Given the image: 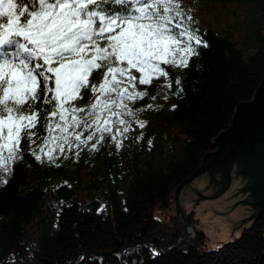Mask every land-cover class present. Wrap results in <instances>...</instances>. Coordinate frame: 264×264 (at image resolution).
<instances>
[{
    "label": "trees",
    "instance_id": "1",
    "mask_svg": "<svg viewBox=\"0 0 264 264\" xmlns=\"http://www.w3.org/2000/svg\"><path fill=\"white\" fill-rule=\"evenodd\" d=\"M190 1L212 17L194 24L209 47L198 49L189 68L162 65L167 77L137 85L147 94L129 104L136 115L118 136L119 149L106 135L97 150L93 139L64 156L46 152L55 157L49 162L39 147L47 121L34 130L38 144L22 141L27 151L12 163L8 182L0 180V264H264V208L219 248L183 254L186 240L153 252L155 243L168 248L183 233L161 230L152 203L167 204L170 191L199 169L264 76V0Z\"/></svg>",
    "mask_w": 264,
    "mask_h": 264
},
{
    "label": "snow or ice",
    "instance_id": "2",
    "mask_svg": "<svg viewBox=\"0 0 264 264\" xmlns=\"http://www.w3.org/2000/svg\"><path fill=\"white\" fill-rule=\"evenodd\" d=\"M194 24L181 0H0V180L44 121L61 153L93 139L97 150L106 135L119 149L136 115L129 104L147 94L137 85L167 77L162 65L189 68L209 47Z\"/></svg>",
    "mask_w": 264,
    "mask_h": 264
},
{
    "label": "water",
    "instance_id": "3",
    "mask_svg": "<svg viewBox=\"0 0 264 264\" xmlns=\"http://www.w3.org/2000/svg\"><path fill=\"white\" fill-rule=\"evenodd\" d=\"M215 150L199 169L176 186L171 201H156L153 220L165 229L182 230L168 248L154 244L157 254L181 242L210 251L241 234L264 208V76L252 99L238 104L228 128L214 140ZM189 235V236H188Z\"/></svg>",
    "mask_w": 264,
    "mask_h": 264
},
{
    "label": "rangeland",
    "instance_id": "4",
    "mask_svg": "<svg viewBox=\"0 0 264 264\" xmlns=\"http://www.w3.org/2000/svg\"><path fill=\"white\" fill-rule=\"evenodd\" d=\"M181 3H182V7H184V9H185L186 11L191 10V15H192L194 21H201V22H211V21H212V17L206 15L204 10L197 8V7L195 6L194 2H192V1H190V0H181ZM34 130H35V129H34ZM34 130H33V131H34ZM87 135H88V134L84 133V136H85V137H86ZM33 139L35 140V143H33V144H38V143H37V139L34 138V137H33ZM45 139L48 140L47 145L44 144V140H45ZM44 140L39 144V147H40V148L43 147L44 150H45V152H51V151H53V149H57L58 153H59L60 155H63V156H64V152H67V153H70V152H72V151L75 152L77 149L82 148V147L84 146V145H81L79 148H77V147H75V143H76V142L73 141V147L71 148V150H69V148H68L67 145H64V151H63V153H61L60 150H59V148L57 147V142L54 141V140L51 138V136L49 135V133H48L47 136H45ZM175 191H176L175 188H174L172 191H170V193H169V195H168V203L171 201V198H172V196H173V194H174ZM168 203H167V204H168ZM162 204H163V202H162ZM167 204H165V205H167ZM165 205L163 204V206H165ZM152 210H153V208H152ZM152 210H151V213H152ZM152 216H153V213H152ZM160 228H161V230H163L164 232H168V231H173V230H174V229H165V228H163V226H162L161 223H160ZM240 235H241V234H239L238 236H236V237H234L233 239H231V240H229V241H226V242H224V243H227V242L233 241L234 239H236V238L239 237ZM188 236H189V235H188ZM188 239H189V238H188ZM188 239H187V240H188ZM220 246H221V245H220ZM220 246H218V247H216V248H219ZM216 248H214V249H216Z\"/></svg>",
    "mask_w": 264,
    "mask_h": 264
}]
</instances>
